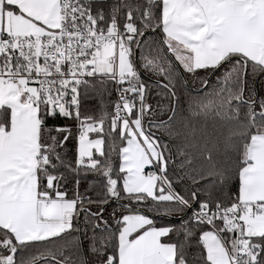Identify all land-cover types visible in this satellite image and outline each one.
I'll use <instances>...</instances> for the list:
<instances>
[{"label":"snow or ice","instance_id":"1","mask_svg":"<svg viewBox=\"0 0 264 264\" xmlns=\"http://www.w3.org/2000/svg\"><path fill=\"white\" fill-rule=\"evenodd\" d=\"M0 264H264V0H0Z\"/></svg>","mask_w":264,"mask_h":264}]
</instances>
